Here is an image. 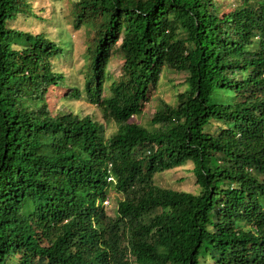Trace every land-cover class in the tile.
I'll return each mask as SVG.
<instances>
[{
  "label": "trees",
  "instance_id": "16d2710c",
  "mask_svg": "<svg viewBox=\"0 0 264 264\" xmlns=\"http://www.w3.org/2000/svg\"><path fill=\"white\" fill-rule=\"evenodd\" d=\"M235 2H73L83 92L118 126L106 138L93 117L54 112L66 51L8 26L36 16L30 0H0V264H264V0ZM166 72L185 90L146 128L133 118ZM188 163L198 195L155 184Z\"/></svg>",
  "mask_w": 264,
  "mask_h": 264
},
{
  "label": "rangeland",
  "instance_id": "374dc122",
  "mask_svg": "<svg viewBox=\"0 0 264 264\" xmlns=\"http://www.w3.org/2000/svg\"><path fill=\"white\" fill-rule=\"evenodd\" d=\"M76 0H30L36 16L21 17L18 20L8 22L11 28H20L35 34L45 33L53 41L60 44L66 51V57H61L54 61L56 70L62 72L66 77L67 87L51 88L48 93V101L54 112L73 111L81 117L91 116L99 121L104 128L106 138L111 137L118 130V126L113 121H108L104 117L101 108L92 105L87 101L84 89V71L87 59L88 29L86 27L77 30L74 28L73 2ZM221 2L220 11L229 12L235 0H218ZM122 62L119 58H113L110 65V72L115 76L119 74ZM185 76L173 75L168 72L164 74L158 87L152 92L150 102L143 113L134 117L138 124L150 127V121L155 112L161 107L162 102L174 104L177 94L185 90ZM79 87L83 96L79 100L67 98L70 88ZM193 165L186 164L181 168L174 169L155 176V184L161 188L175 191H184L198 195L200 188L196 184L192 172ZM110 205L106 211L113 216L117 210V202L123 196L110 192ZM104 204V203H103ZM105 205V204H104ZM207 264H214L210 259Z\"/></svg>",
  "mask_w": 264,
  "mask_h": 264
},
{
  "label": "clouds",
  "instance_id": "9594fccd",
  "mask_svg": "<svg viewBox=\"0 0 264 264\" xmlns=\"http://www.w3.org/2000/svg\"><path fill=\"white\" fill-rule=\"evenodd\" d=\"M106 202H108V203H106ZM105 204V205H104ZM104 207L106 206V207H109V205H110V201H109V199H106L105 201H104Z\"/></svg>",
  "mask_w": 264,
  "mask_h": 264
},
{
  "label": "built area",
  "instance_id": "2783aa9c",
  "mask_svg": "<svg viewBox=\"0 0 264 264\" xmlns=\"http://www.w3.org/2000/svg\"><path fill=\"white\" fill-rule=\"evenodd\" d=\"M106 203H108V202H106Z\"/></svg>",
  "mask_w": 264,
  "mask_h": 264
}]
</instances>
